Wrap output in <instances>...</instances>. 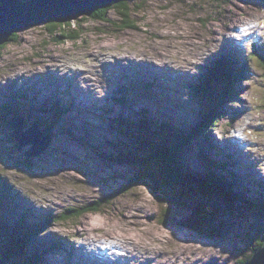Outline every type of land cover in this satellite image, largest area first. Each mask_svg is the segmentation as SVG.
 <instances>
[{
  "label": "rangeland",
  "instance_id": "374dc122",
  "mask_svg": "<svg viewBox=\"0 0 264 264\" xmlns=\"http://www.w3.org/2000/svg\"><path fill=\"white\" fill-rule=\"evenodd\" d=\"M127 1L135 28L120 25L121 17L109 9L107 21L71 20L80 24L76 39L58 42L42 23L16 32L0 51L2 264L27 261L14 252L4 259L2 253L30 228L42 230L29 246L40 254L38 264H137L119 250L128 243L109 248L103 240L86 241L84 222L101 227L89 231L92 237L147 242L133 251L141 259L150 256L146 247L170 254L174 246L191 244L197 264H237L264 242V67L251 54L255 49L264 56V0ZM219 55H228L234 68L245 62L244 74L234 83L236 96L221 106L220 121L195 135L215 104L195 99L191 86ZM179 59L195 64L176 76L166 62ZM16 117L24 132L36 125L48 135L39 156H26L30 144L15 149L8 122ZM179 135L188 137L184 145H178ZM173 147L179 150L178 172L193 179L213 174L239 198L226 200L223 187L203 195L191 184L161 187L154 198L140 172L158 170L155 152ZM102 198L108 202L98 212L51 220L67 207ZM138 200L147 212L136 211ZM127 204L133 212L120 215ZM196 215H208L209 225L196 230L188 224ZM138 218L146 225L136 223ZM146 230L166 242H153Z\"/></svg>",
  "mask_w": 264,
  "mask_h": 264
},
{
  "label": "trees",
  "instance_id": "16d2710c",
  "mask_svg": "<svg viewBox=\"0 0 264 264\" xmlns=\"http://www.w3.org/2000/svg\"><path fill=\"white\" fill-rule=\"evenodd\" d=\"M219 1V0H214ZM21 2V1H20ZM109 9L115 10L118 15L121 17V24L123 27L127 28H135V24L133 19H131V4H129L128 1H119L114 4H111L109 6L98 8L96 9L91 17L94 20H101V21H107L106 12ZM85 17H81V22H84ZM47 29L50 33L54 36V39L56 41H61V39H76L78 38V34H75L77 32V28L79 29L80 24L75 23V25L71 22H66L64 24H59L58 22H48L47 23ZM76 28V29H75ZM16 34H12L8 40L14 41ZM5 44L0 45V51L3 50ZM252 55H257V58H259L261 62V66L264 67V56L263 53L255 52V49L253 50ZM211 66H207L206 72L203 73L198 80V83L191 86V92L193 97L197 100H211L214 99L215 107L209 111H207L202 117L200 123L195 127V135L198 133H205L206 130L213 125H216L221 117H220V108L223 104L227 103L228 101H231L233 97L236 96L234 83L235 81L238 82L242 75L244 74L243 68L245 66V63H242L240 67L234 68V63L230 61L228 57L222 56L219 57L217 60L212 61L210 64ZM217 86V92L216 95H213V86ZM214 97V98H213ZM123 97L118 99V102L123 101ZM16 103V102H15ZM54 103L53 105L56 106ZM66 106H64L63 110ZM67 111V110H66ZM121 124L123 125L126 123L123 122L124 120L121 118L119 119ZM46 132V131H45ZM179 138H181V141H179V144H183L186 141H188V137H185L183 135H179ZM184 145V144H183ZM177 148V147H176ZM180 148V147H179ZM178 149H175L174 147L170 150L164 149L162 151H156L155 155L156 158L154 163L158 167V170H152L150 168L147 171H141L140 176L141 179L148 180L149 184V192L154 198H159L161 192L160 188L164 186L169 185L170 187L173 185L175 187H178V189H186L188 184H191L192 187L190 189L194 192L202 193L203 195L211 196L215 191L220 190L221 187H223L222 194L225 197L226 200L229 199V201L234 202L237 198H239L238 195H235L233 193H230L229 188H231V184L227 183L224 187L222 181L223 179H219L213 174L205 175L204 177H200L197 179H193V176L185 174L181 170L178 172L175 169L176 162L178 160ZM204 158L205 155H202ZM150 155L147 157L149 158ZM206 161V159H205ZM207 162V161H206ZM179 165L180 162H177ZM150 167V166H149ZM217 168H222L221 165ZM160 170V171H159ZM158 171V172H157ZM160 172V174H159ZM140 180V177H136V181ZM163 180V182L161 181ZM134 181V182H136ZM187 185V186H186ZM108 202L107 199L102 198L98 201H94L91 204L83 205V206H76V207H67L65 211L55 217H52L51 220L55 223L57 221H63L67 219H71L73 217H79L87 212H98L101 210V207ZM258 205H262L258 202ZM261 207V206H260ZM207 217L206 216H198L189 219L188 224L192 225L196 228V230H200L201 228H206L209 224L207 223ZM202 220V221H199ZM163 220H161L162 222ZM45 226V225H44ZM36 228H30L26 230L24 233H22L19 236H22V238H18V240L13 241V245L11 246L8 251H4L2 254L4 256V259L8 256H12L13 252L15 255L23 256V258L27 261L24 263L22 261H17L14 264H38L40 259V254L37 252L34 253V250H31L29 248L31 241L33 239V236L35 233L39 232L41 233L42 230H35ZM264 240V239H263ZM263 241H258L257 245L254 247V251H257L262 245ZM29 248V249H26ZM26 250V251H25ZM32 252H30V251ZM25 252V254H24ZM250 258V255H247V257L243 258L242 260H239L237 264H244L248 259Z\"/></svg>",
  "mask_w": 264,
  "mask_h": 264
},
{
  "label": "water",
  "instance_id": "95a60500",
  "mask_svg": "<svg viewBox=\"0 0 264 264\" xmlns=\"http://www.w3.org/2000/svg\"><path fill=\"white\" fill-rule=\"evenodd\" d=\"M127 0H0V45L19 30L42 23H66L81 16H91L98 9ZM19 118L9 120L11 136L17 141L15 149L31 145L27 157L39 156L49 145L47 134L36 125L23 131ZM2 264V263H0ZM244 264H264V243Z\"/></svg>",
  "mask_w": 264,
  "mask_h": 264
},
{
  "label": "bare ground",
  "instance_id": "6f19581e",
  "mask_svg": "<svg viewBox=\"0 0 264 264\" xmlns=\"http://www.w3.org/2000/svg\"><path fill=\"white\" fill-rule=\"evenodd\" d=\"M93 51H90V53H92ZM200 54H202L201 52H199ZM104 54V53H103ZM114 59L116 61H119V58H123V59H127V58H131V57H127V56H122V57H118V56H113ZM102 57L100 55V53L97 54V57H96V60H101ZM193 63L195 64V62H192L191 60H188V59H179L178 61L176 60H173V61H170L169 62H166L167 66L169 67V69H172V70H177L176 72V76L179 74H186V73H183V71H181V69L183 70H186L188 69L189 67H191V65H193ZM172 64V66H171ZM150 67H153L151 65H149ZM81 72H84V71H79L76 75H79V76H82V73ZM14 73V71H13ZM24 74V73H23ZM22 74V75H23ZM12 75H17V73L15 74H12ZM11 80L8 81V84H10ZM93 86V84H92ZM105 96V95H104ZM90 100L91 101H98L97 98L93 97L91 98L90 97ZM88 101V100H87ZM93 105V104H92ZM95 106V105H94ZM69 107V105L66 106V110L67 108ZM111 170V169H110ZM141 199V198H140ZM139 199V200H140ZM138 200V204H137V208H136V211L138 209L140 210H143L142 212H147V210L145 209V206L144 204H141ZM128 206H125V209H120V211L118 213L121 214H124V215H127V213L130 211H132V208H130L129 206L132 205V204H127ZM145 209V210H144ZM119 210V209H118ZM133 212V211H132ZM140 212V211H138ZM142 214V213H140ZM138 216H140L139 214H137ZM125 218V217H124ZM123 219V218H122ZM88 220V219H87ZM125 220V219H123ZM127 221V220H125ZM136 223H138L139 225H146L145 221L141 220V219H136L135 220ZM98 224H95V223H92L91 225H89L88 222H84L82 224V231H83V235L86 236V241H88L89 243H96V241H100V240H103L105 241L104 243H106L103 247H109V248H114L115 245L117 244V242H119V244H126L128 243V245H124L123 248H119V250H121V254L122 253H126L124 256H128L127 258L132 260V262H137V264H197V259L196 258H193L192 257V254L194 255V251H193V247L191 249L190 246H193L191 244H188L187 247L183 246V245H179L177 243V245H179L178 247L174 246L173 247V250L170 254H173L172 256H170V254H168L166 251H160L157 247H153V248H149V247H146V252L147 253H150V256L148 255L146 258H140L137 254H133V251L134 252H137L138 249H141L143 247H145V245L143 244H147L149 245L147 242H139V241H136L134 240L133 238H131V240H123L122 238H117V237H111V236H108V234H105L104 236H101L99 238H96V237H92L91 234H90V230L91 229H100L101 227L97 226ZM89 229V230H88ZM117 229V228H116ZM125 229V228H124ZM144 229V227H143ZM102 230V229H101ZM93 231V230H92ZM146 232L148 233V236L153 240V242H159V243H162L163 242H166L163 235H158V233H156L155 231H151V230H146ZM177 233V232H176ZM131 234V233H130ZM183 235V234H182ZM133 237V236H132ZM163 237V238H162ZM114 239L115 242H112L111 240ZM148 239V238H147ZM132 241V242H131ZM101 242V241H100ZM129 242H131V244H134V248H132L133 250L129 253V247L130 246H133V245H129ZM83 243V242H82ZM90 243V244H91ZM111 243V244H110ZM85 244V243H84ZM84 244H82L81 246L82 247H85ZM158 244V243H157ZM176 244V243H175ZM88 245V244H87ZM94 245V244H93ZM121 246V245H120ZM87 248V247H86ZM99 248V247H98ZM88 249H89V246H88ZM87 249V250H88ZM86 250V249H84ZM150 250V251H149ZM160 252V254H159ZM88 253V252H86ZM89 254V253H88ZM99 254V253H98ZM114 254V253H113ZM95 255V254H93ZM142 255V254H141ZM111 258V257H110ZM85 259H87V256L85 257ZM96 259L97 260H100V258L98 256H96ZM108 259V258H107ZM91 260H93V258H91ZM117 260V258L115 259ZM125 260V257L124 258H119V261H124ZM103 263V262H102ZM116 263V262H115ZM124 263V262H123Z\"/></svg>",
  "mask_w": 264,
  "mask_h": 264
}]
</instances>
